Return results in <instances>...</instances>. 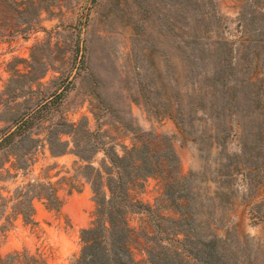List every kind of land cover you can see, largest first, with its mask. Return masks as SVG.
I'll return each mask as SVG.
<instances>
[{"label":"rangeland","instance_id":"obj_1","mask_svg":"<svg viewBox=\"0 0 264 264\" xmlns=\"http://www.w3.org/2000/svg\"><path fill=\"white\" fill-rule=\"evenodd\" d=\"M42 6L26 38L0 40V130L22 117L30 128L0 148V255L26 251L44 264H70L93 219V177L84 166L98 169L106 150L121 156L164 136L178 158L173 199L161 177L132 192L145 206L129 216L133 257L142 260L152 242L168 245L188 230L173 222L185 183L194 231L264 264V0ZM13 67L26 75L10 82ZM63 122L87 125L93 138L78 140L97 144L89 163L49 154L45 140ZM48 183L62 199L58 211L46 208L35 186ZM20 191L39 196L26 223L17 215Z\"/></svg>","mask_w":264,"mask_h":264},{"label":"trees","instance_id":"obj_2","mask_svg":"<svg viewBox=\"0 0 264 264\" xmlns=\"http://www.w3.org/2000/svg\"><path fill=\"white\" fill-rule=\"evenodd\" d=\"M43 1L45 0H0V40L15 36L26 38L33 32L40 23ZM30 58L34 60L33 56ZM27 74L33 75V72ZM25 75L13 67L10 82ZM60 95L61 93L56 95L57 98ZM19 119L12 127L0 130V148L10 144L15 138L25 137L30 130L29 121L23 117ZM59 125L50 130L45 140L49 154L52 157L73 154L79 161L89 163L96 153L97 144L94 141L83 144L78 140L81 133L93 138L87 125L64 122ZM63 136L69 140L62 141ZM152 139L154 143L138 142L131 149L124 150L121 156L114 150H106V160L100 163L98 169L84 166V169L91 171L93 177L91 184L94 212L88 228L80 232L81 248L70 264H251L248 256L245 255V259L240 260L236 250L229 251L226 239L213 235L206 240L194 231L190 194L185 183L182 191L186 193L177 199L181 203L175 209L179 218L173 222L180 226L183 222L188 230L171 235V244L152 242L144 249L145 258L142 260L133 257L131 246L134 230L129 226V216L134 210L145 206L132 196V192L139 189L145 179L161 177L164 181L165 197L170 200L174 193L172 184L176 182L170 176L178 162L174 150L166 137L155 136ZM35 186L44 191L43 199L48 210L58 211L61 208L62 199L56 195L57 191L52 184ZM28 193L30 195L31 191ZM28 193H18L22 195L19 197L22 198L19 204L23 211L20 210L17 215L22 216L25 223L34 213L32 198L39 199L35 194L29 197ZM178 235L182 238L177 239ZM241 254L244 255V252L241 251ZM0 264H44V261L37 254L15 251L5 256L0 255Z\"/></svg>","mask_w":264,"mask_h":264}]
</instances>
